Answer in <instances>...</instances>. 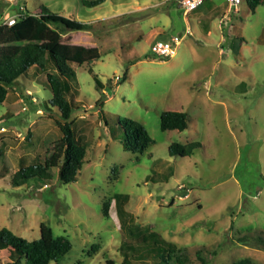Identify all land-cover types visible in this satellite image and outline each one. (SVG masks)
Masks as SVG:
<instances>
[{"label": "rangeland", "instance_id": "374dc122", "mask_svg": "<svg viewBox=\"0 0 264 264\" xmlns=\"http://www.w3.org/2000/svg\"><path fill=\"white\" fill-rule=\"evenodd\" d=\"M44 6L90 23L62 41L101 54L76 67L72 80L70 121L83 137L85 164L76 182H61L54 168L47 183L12 185L22 163L44 157L63 136L57 108H46V73L22 76L0 104L8 129L0 132V229L33 241L42 224L50 227L72 243L58 264H126L124 241L152 231L186 249L194 264H264V0L255 11L246 0L237 9L207 0L188 15L177 0L95 7L0 0V19ZM172 36L182 37L174 58L153 53L156 41ZM167 110L188 113L189 127L162 130ZM125 117L153 138L143 153L125 149ZM193 141L202 146L192 154H170L172 143ZM11 260V250L2 249L0 264Z\"/></svg>", "mask_w": 264, "mask_h": 264}, {"label": "trees", "instance_id": "16d2710c", "mask_svg": "<svg viewBox=\"0 0 264 264\" xmlns=\"http://www.w3.org/2000/svg\"><path fill=\"white\" fill-rule=\"evenodd\" d=\"M87 7H95L105 0H81ZM255 11L260 0H246ZM90 23L67 18L42 7L38 14L26 13L16 25L0 27V104L4 103L10 89L22 77L31 79L46 73V83L52 97L46 104L48 110L57 108L64 123L63 136L44 157H35L13 174L11 182L21 187L37 178L46 183L53 179V169L58 168L59 179L63 183L78 180L79 171L85 164L86 146L82 135H77L72 127V114L77 107L70 99L75 91L72 80L76 77V67L92 64L101 58L97 47L68 44L62 41L69 31H86ZM98 89L103 83L95 76ZM73 98V97H72ZM122 127L124 147L133 153H143L154 144L146 127L139 121L125 117L119 121ZM162 130L184 131L189 127V114L183 111L167 110L160 116ZM199 141L186 144L172 143L171 155L187 156L200 148ZM11 250L12 260L8 264H58L72 249L71 241L64 236H54L53 230L41 225L40 238L30 241L18 236L7 227L0 229V251ZM126 264H194L186 256V249L165 240L157 232L134 234L122 246ZM107 264H115L109 259ZM238 264H243L241 261Z\"/></svg>", "mask_w": 264, "mask_h": 264}, {"label": "built area", "instance_id": "2783aa9c", "mask_svg": "<svg viewBox=\"0 0 264 264\" xmlns=\"http://www.w3.org/2000/svg\"><path fill=\"white\" fill-rule=\"evenodd\" d=\"M180 6L184 9L185 15L193 12L203 5L207 0H177ZM230 9H237L239 5L242 4L243 0H226ZM27 12L23 9H20L18 13L0 19V27L2 26H14L21 17H24ZM187 34H191V31L188 29ZM182 42V37L172 36L168 40H158L152 45V51L156 55L164 59L174 58L177 54V49ZM2 120H0V132H7L8 129L5 126L1 125Z\"/></svg>", "mask_w": 264, "mask_h": 264}, {"label": "crops", "instance_id": "0c3cea01", "mask_svg": "<svg viewBox=\"0 0 264 264\" xmlns=\"http://www.w3.org/2000/svg\"><path fill=\"white\" fill-rule=\"evenodd\" d=\"M207 16H208V15H207ZM201 17H202V15L200 16V18H201ZM200 18H199V19H200ZM208 31L211 33V31H210V30H208ZM208 31H207V33H208ZM210 33H209V34H210ZM7 100H8V98H7ZM7 100H6V101H7Z\"/></svg>", "mask_w": 264, "mask_h": 264}]
</instances>
